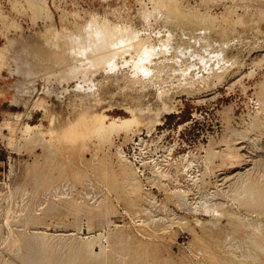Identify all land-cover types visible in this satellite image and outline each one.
<instances>
[{"label":"rangeland","instance_id":"374dc122","mask_svg":"<svg viewBox=\"0 0 264 264\" xmlns=\"http://www.w3.org/2000/svg\"><path fill=\"white\" fill-rule=\"evenodd\" d=\"M141 1L144 19L135 14L137 0H46L52 18L45 19L26 0H0V264H25L31 252H39L46 264H264V0H178L185 13L214 18L219 31L191 30L177 22L179 27L176 19L163 27L158 9ZM104 8L111 21L120 25L124 22L115 14L118 11L111 9L129 12L130 17L135 14L129 22L133 20L135 37H141L148 52L136 57L132 47L118 44L121 48L110 41L105 46L97 36V18H92L100 17ZM64 21H83L85 36L76 31L65 34L61 31ZM61 34L71 35L65 41ZM101 44L117 46L119 58L116 55L110 64L97 61L101 58L95 50H103ZM68 46L73 50L68 51ZM41 49L51 56L41 54ZM71 51L78 53L74 59ZM180 51L186 56L182 58ZM79 53L78 60L84 64L77 61ZM121 56L132 57V62L137 58V64L146 62V67L157 58L166 59L173 74L153 83L151 72L140 70L142 83H131L134 73L125 78L123 74L133 63H121ZM92 64L99 66L97 71ZM166 92L175 96L169 113L162 110ZM95 98L102 100L96 108L107 122L128 118L131 112L126 106L135 108L138 122L101 137L89 133L87 123H82L77 135H69L73 129L67 127L77 121L83 102ZM121 151L131 162L121 159ZM153 154L161 155L158 162L167 171L164 175L153 166ZM182 154L186 160L180 159ZM138 156L145 157L143 163ZM180 161L197 172L194 186ZM122 168L128 177L136 178L131 185ZM204 203L215 210L206 212ZM36 229L50 232L43 239L49 248L40 250L26 240ZM91 235L96 237L95 253L80 255L74 243L85 242ZM99 246H105V253Z\"/></svg>","mask_w":264,"mask_h":264},{"label":"bare ground","instance_id":"6f19581e","mask_svg":"<svg viewBox=\"0 0 264 264\" xmlns=\"http://www.w3.org/2000/svg\"><path fill=\"white\" fill-rule=\"evenodd\" d=\"M148 1V3H151L152 4V6L154 7V8H156V9H158V12H159V14L162 16V17H160V18H158L159 20H160V23H161V26H162V24H163V27L165 26V25H167L168 23L169 24H172L171 22H172V20L174 19H176V21H174V23H177V22H180L181 24L180 25H185V27H188V28H190L191 30L193 29V30H195V28H197V29H200V28H204V29H209V31L210 30H217V31H219L218 29H217V27H216V24H215V22H214V18H211V17H202L201 16V14L200 15H194V14H191V13H185L183 10H181V8H180V6H179V1L178 0H147ZM26 2H27V5H28V7L32 10V11H34V12H36V11H39V13L41 14L40 16L42 17V18H45V19H51L52 18V15H51V12H50V10L48 9V6H47V3H46V0H26ZM137 2H138V4H139V7H137V8H135L136 9V13L135 14H137L139 17H141L142 18V16H144V13L146 12L144 9H145V7H144V9L142 8V4L144 5V2L142 3V1L141 0H137ZM150 4V5H151ZM138 6V5H137ZM105 7H106V5H105ZM118 7V6H117ZM123 9V8H122ZM113 12H116V11H118V12H116L115 14L117 15V13H118V15H119V17H120V20H122L124 23L123 24H121L120 25V23L119 24H117L118 22H116V23H114L113 21H111V19L108 17V15H109V13H106L107 11H106V8H104L103 9V12L101 13L102 15L100 16V17H96L97 16V14H95L96 16L95 17H92V18H97V19H94V20H96V22L94 23L95 24V28H97L98 30H99V34L98 33H96V32H94L95 30L98 32V30L97 29H95L94 31H93V33L91 32L92 30H91V28H90V32L92 33V34H94V33H96V35L98 36V38H99V36H100V38L99 39H102L103 41H110V44H111V42L113 43V44H115V45H118V44H120V45H123V46H129V47H132V48H134V50H135V53H133V54H135L134 56H136L137 54L138 55H140V54H144L145 52H148V50H147V48L146 49H143V45L144 44H142L143 42L142 41H140V38L138 39V36H137V38L135 37L136 35H135V33H136V31L134 30V26H132V24H131V22L133 21V20H131V22H129L130 21V19H131V17H134L135 16V14H134V16H129V12H124V11H120L119 9H116V8H113V9H111ZM116 10V11H115ZM143 10L145 11L144 13H143ZM111 11V12H112ZM157 12V11H156ZM74 13V12H73ZM76 13V12H75ZM155 13V12H154ZM91 14H92V12H91ZM108 14V15H107ZM133 15V14H132ZM136 15V16H137ZM65 16V15H64ZM68 16V15H67ZM92 16V15H91ZM94 16V15H93ZM110 16V15H109ZM137 16V17H138ZM146 16V15H145ZM156 16V15H155ZM88 17V16H87ZM89 17H90V15H89ZM111 17V16H110ZM130 17V18H129ZM158 17V16H157ZM112 18H114V17H112ZM136 18V17H135ZM141 18H139V20H142V19H144V17L141 19ZM81 19H83V18H81ZM89 19V18H88ZM146 19V18H145ZM150 19V18H149ZM90 20V19H89ZM88 20V21H89ZM93 20V19H92ZM113 20V19H112ZM154 20H155V18H154ZM86 21V20H85ZM158 21V20H157ZM142 22H143V20H142ZM156 22V21H155ZM237 22V21H236ZM86 23V22H85ZM88 23H90V22H88ZM133 23V22H132ZM145 23V22H144ZM174 23H173V25H174ZM234 23V22H233ZM92 24V23H91ZM168 24V25H169ZM85 25V24H84ZM90 25V24H89ZM182 25V26H183ZM160 26V25H159ZM170 26V25H169ZM168 26V27H169ZM172 26V25H171ZM176 26H179L178 25V23H177V25ZM167 27V26H166ZM180 27V26H179ZM137 28V27H136ZM135 28V29H136ZM170 28V27H169ZM172 28V27H171ZM174 28V27H173ZM176 28V27H175ZM187 28V29H188ZM83 29V21L81 22V23H79V22H70V23H68V21L66 22V21H64V23H63V26H62V30L61 31H63L65 34H66V32H68V33H72V32H78V34L80 35L82 32H81V30ZM86 29V28H85ZM138 29V28H137ZM181 30H185L186 28H180ZM219 29H220V27H219ZM183 30V31H184ZM224 30V29H223ZM86 31H87V29H86ZM88 31H89V29H88ZM135 31V32H134ZM225 31V30H224ZM227 31V30H226ZM79 32H81V33H79ZM137 32H139L138 30H137ZM215 32V31H214ZM61 33V32H60ZM63 33V34H64ZM67 33V34H68ZM89 33V32H88ZM192 33V32H191ZM193 33H195V32H193ZM193 33H192V35H193ZM218 33V32H217ZM220 33H222V36H223V34L225 33V32H223L222 30H220ZM84 34V35H83ZM69 35H71V34H69ZM68 35V36H69ZM74 36L73 37H75V36H77L76 34H73ZM82 35L83 36H85V33H82ZM138 35H140L139 33H138ZM191 35V34H190ZM195 35H196V33H195ZM195 35L193 36V37H195ZM225 35H227V34H225ZM225 35H224V38H226L225 37ZM56 37H57V35H55ZM61 38L60 39H65V41L68 39V38H70V36L68 37L67 36V38H65V37H63V35L61 34ZM65 36V35H64ZM87 36V35H86ZM96 36V37H97ZM198 36H200V35H198ZM197 36V37H198ZM78 37V36H77ZM88 37H89V35H88ZM95 37V36H94ZM82 38H84V37H82ZM209 38V37H208ZM222 38V37H221ZM57 39V38H56ZM63 39V40H64ZM76 39V38H75ZM75 39H74V41H75ZM85 39H87L86 37H85ZM223 39V38H222ZM58 40V39H57ZM79 40V39H78ZM91 40H93V38L91 39ZM95 40H98V39H96V38H94V41ZM101 40V41H102ZM142 40V39H141ZM144 40V39H143ZM52 41H54V40H52ZM50 42V43H52V45L50 44V46H53V43L54 42ZM58 41H61V40H58ZM64 41V42H65ZM69 41V40H68ZM67 41V42H68ZM72 41H73V39H72ZM71 41V42H72ZM84 41V40H83ZM100 41V42H101ZM65 43V44H68V43ZM76 42V41H75ZM79 42H81V39H80V41ZM85 42V41H84ZM83 42V43H84ZM89 42H90V40H89ZM89 42L87 43V45L89 44ZM92 43H93V41H91ZM97 42V41H96ZM105 42L103 43V45L105 44ZM147 42V41H146ZM59 43H62L63 44V42H59ZM72 43H74V42H72ZM72 43H71V45H72ZM82 43V44H83ZM98 43V42H97ZM107 43H108V45H110L109 44V42H106V44H105V46L107 45ZM56 44H57V41H56ZM70 44V43H69ZM91 44V43H90ZM93 44H95V43H93ZM146 44V43H145ZM48 45V44H47ZM61 45V44H60ZM78 46V48H79V45L78 44H75V46ZM80 45H81V43H80ZM96 45H98V44H96ZM102 44H101V48H102V46H103ZM115 45H113V47H114V49L112 48V47H105V46H103L104 48H103V50H101V49H97V50H95L94 52H95V56H99L100 58H101V60H97V61H99V62H101V63H103V62H107V63H109V62H111V61H114V60H116L115 58H116V55L119 53V51H118V53H116L115 54V50H116V48H118L117 46H115ZM120 45H118V46H120ZM56 46V45H55ZM54 46V47H55ZM66 47H67V45H65ZM73 47H74V45H72ZM71 46V47H72ZM84 46V45H83ZM82 46V47H83ZM94 46V45H93ZM99 46V45H98ZM53 47V48H54ZM58 47H59V45H58ZM57 47V48H58ZM62 48H64L63 47V45L61 46ZM71 47L69 48V46H68V51L71 49ZM81 47V48H82ZM91 47V46H90ZM97 47V46H96ZM116 47V48H115ZM121 48H122V46H120ZM120 47H119V50H121L120 49ZM146 47V46H145ZM77 48V49H78ZM128 48V47H127ZM59 49V48H58ZM57 49V50H58ZM61 49V48H60ZM76 49V48H75ZM84 49V48H83ZM87 49V48H86ZM149 49V48H148ZM153 49V48H152ZM64 50V49H63ZM71 50H73V48L71 49ZM88 50V49H87ZM86 50V51H87ZM93 50V49H92ZM126 50V49H125ZM129 50V49H128ZM150 50H151V48H150ZM41 51H42V53L41 54H43L44 56H46V57H50L51 56V53L50 52H48L47 50H43V49H41ZM65 51V50H64ZM78 51V50H77ZM76 51V52H77ZM80 51V50H79ZM123 51V50H122ZM130 51H133L131 48H130ZM130 51H127V52H130ZM63 52V51H62ZM71 52H73V51H71ZM76 52H73V59H74V56H75V54L74 53H76ZM82 53H83V51H81ZM126 52V51H125ZM124 52V53H125ZM127 52H126V54H127ZM184 52V51H183ZM185 52H186V50H185ZM54 53V52H53ZM56 53V52H55ZM64 54L66 53V52H63ZM90 52H88V54H89ZM123 53V54H124ZM149 53H151L150 51H149ZM149 53H147L148 55H149ZM179 53H181V51L179 52ZM57 54V53H56ZM67 54V53H66ZM69 54V53H68ZM67 54V55H68ZM70 54H72V53H70ZM69 54V55H70ZM77 55H78V53H76ZM88 54L86 53V55H87V57H88ZM94 54V53H93ZM120 54V53H119ZM122 54V55H123ZM129 54V53H128ZM142 54V55H143ZM182 54L183 53H181L180 55L182 56ZM185 54V53H184ZM183 54V56H186V55H184ZM0 55H2L1 53H0ZM58 55V54H57ZM85 55V54H84ZM125 55V54H124ZM123 55V56H124ZM132 55V54H131ZM141 55V56H142ZM146 55V54H145ZM62 56V55H61ZM71 57H72V55H70ZM68 57V58H71V57ZM91 56V55H90ZM94 56V55H93ZM93 56H91V57H93ZM94 56V57H95ZM118 56V55H117ZM123 56H121L120 58H121V63H127V64H130V63H133V65H132V67H129V69H131L130 71H128V73L126 74H123V77L125 78L126 76H128V75H130L131 76V74H133L134 73V75H132V79L130 78V76L127 78V79H131V83H136V82H141V81H143L144 79H142V76L144 75V74H141V75H139V71L140 70H143V72L144 71H146L147 73L150 71L151 72V75H150V77H152V79L151 78H148V80L149 79H151L150 81L151 82H153L154 83V81H156V83H158L159 81H162V80H164V79H166V78H168L169 76H172V72H173V70H172V72L170 71V69L171 68H169L171 65H169V63L166 61V59L164 60V59H159V58H157L156 59V62H155V64L152 66V65H147V67H146V65L144 66V64L146 63V62H144V61H141V62H144V64L142 65L141 63L138 65L137 64V62H136V60H137V58H136V60H134V62H132L133 60H132V57H128L129 59H124V57ZM133 56V55H132ZM176 56V55H175ZM183 56H182V58H183ZM53 57V56H52ZM66 57V56H65ZM77 57V61H79L80 62V59L78 60V57H81V55H80V53H79V56H76ZM85 57V56H84ZM137 57V56H136ZM140 57V56H139ZM146 57H148V56H146ZM55 58V57H54ZM68 58H67V60H68ZM96 58V57H95ZM95 58H93V59H95ZM98 58V57H97ZM118 58H119V56H118ZM142 58H143V56H142ZM145 58V57H144ZM174 58V57H173ZM176 58V57H175ZM179 58H180V56H179ZM48 59V58H47ZM60 59V58H59ZM72 59V58H71ZM72 59V60H73ZM84 59V58H83ZM88 60L90 59V57H88L87 58ZM146 59V58H145ZM177 59V58H176ZM54 60V59H53ZM62 60H64V58L62 59ZM86 60V59H85ZM96 60V59H95ZM142 60H144V59H142ZM179 60V59H178ZM58 61V60H57ZM76 61V62H77ZM82 61H84V60H81V64L83 63ZM92 61V60H91ZM117 61H119L118 59H117ZM170 61V60H169ZM173 61H174V59H173ZM176 61V60H175ZM182 61H183V59H182ZM181 61V62H182ZM238 61V60H237ZM51 62H53L52 60H51ZM58 62H60V60L58 61ZM62 62V61H61ZM65 62H66V60H65ZM86 62V61H85ZM90 62V61H89ZM93 62V61H92ZM98 62V63H99ZM129 62V63H128ZM63 63V62H62ZM66 63H68V61L66 62ZM65 63V64H66ZM71 63V62H70ZM88 63V62H87ZM87 63H85V66H88V65H86ZM94 63V62H93ZM114 63V62H113ZM120 63V62H119ZM139 63V62H138ZM170 63H172L171 61H170ZM177 63V62H176ZM56 64V63H55ZM84 64V63H83ZM89 64H91V63H89ZM95 64V63H94ZM110 64V63H109ZM108 64V65H109ZM147 64V63H146ZM60 64H57V66H59ZM70 65H72V64H70ZM74 65H75V62H74ZM96 65V64H95ZM116 65V64H115ZM120 65V64H119ZM124 65V64H123ZM175 65H177V64H175ZM237 65V64H236ZM63 66V65H62ZM66 68H68L67 67V65H64ZM64 66H63V68H64ZM78 67L80 66L79 65V63H78V65H77ZM94 65L92 64V67H93ZM102 66V65H101ZM100 66V67H101ZM107 66V65H106ZM113 66V65H112ZM121 66V65H120ZM72 67H73V65H72ZM76 67V66H75ZM75 67H73V69L75 68ZM81 67H82V65H81ZM81 67H79V68H81ZM91 67V68H92ZM97 67V69H96V71L98 70V67L99 66H96ZM96 67H93V68H96ZM111 67V66H110ZM117 67H118V65H117ZM123 67V66H122ZM128 67V66H127ZM231 67V66H230ZM82 68H85V67H82ZM89 68H90V65H89ZM175 68V67H174ZM77 69V68H76ZM87 68H85V72L87 71L86 70ZM101 69V68H100ZM111 69V68H110ZM172 69H173V67H172ZM59 71H61L60 70V68L58 69ZM65 70V69H64ZM70 70H71V68H70ZM81 70V69H80ZM92 70V69H91ZM90 70V72L92 73V71ZM103 70H104V68H103ZM106 70V69H105ZM74 71H75V69H74ZM77 71V70H76ZM95 70H93V72H94ZM95 71V72H96ZM174 71H175V69H174ZM228 71V70H227ZM66 72H67V70H66ZM65 72V73H66ZM68 72H69V70H68ZM71 72H72V70H71ZM78 72V71H77ZM82 72H83V70H82ZM145 72V73H146ZM88 71H87V73L86 74H84V75H88ZM169 73H172L171 75L169 74ZM77 74V73H76ZM83 74V73H82ZM191 74V73H190ZM225 74V73H224ZM79 75H81V74H79ZM61 76H63V75H61ZM67 76V75H66ZM70 76V75H69ZM72 76V75H71ZM75 75H73V77H74ZM139 76H141V77H139ZM72 77V78H73ZM82 78L83 77H85V76H81ZM122 77V76H121ZM123 77H122V79H123ZM71 78V79H72ZM76 78H77V76H76ZM170 78V77H169ZM67 79V78H66ZM74 79V78H73ZM87 79V78H86ZM89 79V78H88ZM87 79V80H88ZM126 79V80H127ZM146 79V78H145ZM87 80H86V82H87ZM147 80V79H146ZM167 80V79H166ZM64 81V80H63ZM67 81V80H66ZM69 81V80H68ZM81 81V80H80ZM84 82H85V80H83ZM158 81V82H157ZM88 82H89V80H88ZM147 82V81H146ZM162 82H164V81H162ZM213 82H214V80H213ZM215 82H216V80H215ZM142 83V82H141ZM147 83H149V81L147 82ZM152 83V84H153ZM159 83H161V82H159ZM199 83V82H198ZM78 84V83H77ZM83 84V83H82ZM140 84V83H139ZM144 84V83H143ZM80 85V84H79ZM146 85V84H145ZM78 87V86H77ZM83 88V87H82ZM80 89H81V87H80ZM196 89V88H195ZM184 90H185V88H184ZM170 91V90H169ZM183 91V90H182ZM191 91V90H190ZM97 93V92H96ZM183 93V92H182ZM83 95V94H82ZM91 95V94H90ZM162 95V94H161ZM174 97L175 96H173L172 94H170V93H168V92H166V94H164V95H162V98H161V101H162V103L164 104V107H163V109L162 110H167L166 111V113H169V112H171L172 111V109L174 108ZM84 98V97H83ZM87 98H88V96L86 97V100H87ZM78 101V100H77ZM92 102L91 103H86V104H84V102H83V105L80 107V109H81V113H78L79 114V116L77 117V121L76 122H73L72 121V124H70L68 127H67V125H66V127L67 128H69V129H73L70 133H69V135H77L78 134V131H77V127L79 126V125H81L82 123H87L86 125V129L88 130H90L89 131V133L90 132H93V133H95V134H98V135H100V137L102 136V134H105V133H108V132H110V131H112V130H114V129H124V130H127L133 123H135V122H138V117L136 116V114H135V112H134V110H135V108H132V107H129V106H126V109L127 110H129L130 112H131V115L128 117V118H124V119H117V118H112V119H110L109 120V122H107L106 121V115L104 114V113H102V112H100L99 110H97V105L98 106H100L99 104H100V102H102V100L100 101L99 99H93V100H91ZM79 102V101H78ZM77 102V103H78ZM82 102V101H81ZM88 102V101H87ZM78 104H80V103H78ZM160 107V106H159ZM143 111V110H142ZM159 111V110H158ZM87 113H89V114H87ZM151 119L153 120V121H155L156 123H159L158 122V120H157V118H155L154 116H152L151 117ZM160 121V120H159ZM161 122V121H160ZM65 127V128H66ZM67 128L65 129V131L63 130V133L65 134L66 133V130H67ZM81 134V133H80ZM107 135V134H106ZM94 136V135H93ZM95 137H96V135H95ZM29 138V137H28ZM103 138V137H102ZM83 139V138H82ZM101 138H99V140H100ZM106 140V139H105ZM142 141H144L143 139H141ZM101 141V140H100ZM138 144H140V143H138ZM170 147V146H169ZM170 148H172V147H170ZM170 148H169V150H170ZM144 150V149H143ZM146 152V151H145ZM145 152H143V153H145ZM140 153V152H139ZM119 155H120V157H121V159L122 160H125V161H127V162H131V160H129L128 159V157L124 154V152H119ZM141 155V154H140ZM144 155V154H143ZM142 155V156H143ZM150 155V154H149ZM152 155V154H151ZM154 156L153 157H151V160L152 159H154V160H152V161H154V167L156 168V170H157V172H158V174H160V175H164L165 174V172H167L166 170H164L163 169V165H159V160L161 159V155H155V154H153ZM162 155H163V153H162ZM185 155L186 154H182V155H180V159L182 160V159H184L185 158ZM136 156H137V154H136ZM147 156V155H146ZM187 156V155H186ZM134 157H135V155H134ZM139 157V156H138ZM149 157V156H148ZM144 159H145V157H143ZM143 158H140L139 157V160L140 161H142L141 163H143ZM147 160V159H146ZM162 160V159H161ZM163 160H164V158H163ZM184 160H186V159H184ZM166 161V160H165ZM145 162V161H144ZM181 162V161H180ZM153 163V162H152ZM161 163V162H160ZM165 163V162H164ZM168 163V162H167ZM187 163V162H186ZM145 164V163H144ZM144 164H142V165H144ZM180 164H182V167H183V169H184V172H185V177L187 178V180H189V181H191L190 183H192V185L194 186V183H195V179H196V177L198 178V176H196V173L194 172V170L193 171H190L191 169H189L188 168V166H189V164H185V163H183V162H181ZM162 167V168H161ZM167 167V166H166ZM174 168H176V167H174ZM129 170V169H128ZM152 171L153 170H155V169H151ZM155 170V171H156ZM130 171V170H129ZM171 171V170H170ZM180 171H182V170H180ZM196 171V170H195ZM122 172H123V174H124V176H125V179L127 180V184H130L131 185V183H130V181H132V179H136V178H130V177H128L127 176V172H126V169H124V168H122ZM133 173H136V171L135 172H133ZM169 173V172H168ZM181 173V172H180ZM174 174V173H173ZM199 174V173H198ZM131 175V174H130ZM167 175H169V174H167ZM135 176H136V174H135ZM158 176V175H157ZM174 177L173 178H175V175H173ZM176 176H177V173H176ZM182 177V176H181ZM184 177V176H183ZM161 178H163V177H161ZM185 178V179H186ZM164 180V179H163ZM177 180V179H176ZM175 180V181H176ZM174 181V180H173ZM178 181V180H177ZM135 182V181H134ZM187 182V181H186ZM136 183H137V181H136ZM164 183H166V182H164ZM180 183V182H179ZM184 183V182H183ZM189 183V182H188ZM248 183V182H247ZM135 185V184H134ZM134 185H133V187H134ZM248 185H250V183L248 184ZM248 185H246V187L248 186ZM136 187V186H135ZM175 187V186H174ZM186 187H187V185H186ZM191 187V186H190ZM250 187H251V185H250ZM259 187V186H258ZM257 186H256V188H258ZM126 188V187H125ZM137 188V187H136ZM183 188V187H182ZM188 188V187H187ZM248 188H249V186H248ZM252 188V187H251ZM255 187H253V191L254 190H257L256 188L254 189ZM127 189V188H126ZM138 189V188H137ZM174 189V188H173ZM178 189V188H177ZM189 189V188H188ZM245 189V188H244ZM250 189V188H249ZM259 189V188H258ZM176 190V189H175ZM175 190H173L174 192H175ZM180 190H182L183 192H186L187 190L185 189V191L183 190V189H181L180 188ZM241 190V189H240ZM247 190V189H246ZM260 191H262L261 190V188L259 189ZM259 190H258V192H259ZM130 191V190H129ZM171 191V190H170ZM248 191V190H247ZM246 191V192H247ZM253 191H252V193H253ZM131 192V191H130ZM249 192H251V189L249 190ZM257 192V193H258ZM88 193V192H87ZM90 193V192H89ZM88 193V194H89ZM132 193V192H131ZM91 194V193H90ZM254 194L255 193H253L252 195L254 196ZM259 195L260 194H262V193H258ZM87 195V194H86ZM247 194H245V196H246ZM251 195V196H252ZM258 195V196H259ZM262 195H264V194H262ZM92 196V195H91ZM147 196V195H146ZM146 196L144 197L145 199H146ZM249 196H250V194H249ZM247 197V196H246ZM255 197V196H254ZM253 198V197H252ZM256 199L258 198V197H255ZM260 198V197H259ZM258 198V199H259ZM148 199V198H147ZM146 199V200H147ZM242 199V198H241ZM250 199V198H249ZM249 199H248V201H249ZM257 199V200H258ZM261 199V198H260ZM260 199H259V201H260ZM257 200H253L254 201V203L255 204H258V202L259 201H257ZM255 201H257V203L255 202ZM149 203V202H148ZM240 203H242V201L240 202ZM249 204V203H248ZM250 204H251V202H250ZM253 204V203H252ZM262 204H264V203H262ZM247 205V204H246ZM248 206H250V205H248ZM253 206H255L254 204H253ZM258 206V205H257ZM256 206V207H257ZM261 206V205H260ZM202 207L204 208L203 210H207L206 212H208L209 210H215V206H214V208L211 206V204L210 205H208L207 203H204L203 205H202ZM20 208V207H19ZM145 208H147V207H145ZM229 208V210H230V207H228ZM10 209V208H9ZM23 209V208H22ZM27 209V208H26ZM25 210V209H24ZM28 210H29V208H28ZM147 210H149V209H147ZM232 210V212L233 213H235L236 212V210H235V212L233 211L234 209H231ZM238 210V209H237ZM7 211V210H6ZM26 211V210H25ZM24 211V212H25ZM30 211V210H29ZM217 211H218V208H217ZM239 211V210H238ZM237 211V212H238ZM148 212V211H147ZM210 212V211H209ZM229 212V211H228ZM9 213V212H8ZM7 213V214H8ZM16 213V212H15ZM18 213V212H17ZM16 213V214H17ZM30 213V215H31V212H29ZM33 213H34V211H33ZM213 213V212H212ZM231 213V212H230ZM20 214V213H19ZM18 214V215H19ZM24 214V213H23ZM26 214H28V213H26ZM35 214V213H34ZM229 214V213H228ZM238 214V213H237ZM241 213H239L238 215H240ZM29 215V214H28ZM36 215V214H35ZM34 215V216H35ZM236 215V214H235ZM247 215V214H246ZM245 215V216H246ZM9 216V215H8ZM7 216V217H8ZM248 216V215H247ZM246 216V217H247ZM23 218H24V216H22ZM26 217V216H25ZM29 216H27V218H28ZM232 217V216H231ZM244 217V216H243ZM245 217V218H246ZM31 219V218H30ZM29 219V220H30ZM234 219V218H233ZM7 221V219L5 218L4 219V221ZM32 220V219H31ZM247 220V219H246ZM6 221L4 222L5 223V225H6ZM25 221V220H24ZM3 223V222H2ZM27 223V222H26ZM236 223V222H235ZM25 224V223H24ZM248 224V223H247ZM246 224V225H247ZM249 224H250V222H249ZM256 224V223H255ZM253 225V224H252ZM252 225H250L251 227H252ZM260 225H258V227H259ZM7 227V226H6ZM26 227H28V226H26ZM25 227V228H26ZM206 227V226H205ZM208 227V226H207ZM9 228H10V226H9ZM209 228V227H208ZM234 228V227H233ZM236 228V227H235ZM248 228V227H247ZM260 228V227H259ZM241 230L243 229V228H240ZM239 229V230H240ZM256 229H258L257 228V226H256ZM7 230H9V229H7ZM33 230V229H32ZM210 230V229H209ZM245 230H246V228H245ZM24 231H25V229H24ZM248 231V230H247ZM256 232H258V230H255ZM260 231V230H259ZM1 232V231H0ZM13 232V231H12ZM48 232V231H47ZM47 232L46 231H43V230H38V229H36V230H34L33 231V233L32 234H30V236L29 237H26V240H28V241H30V240H32L34 243H35V245L37 244V246H38V248H40V250H44V249H46L47 247L49 248V245L48 244H46L45 242H44V240L43 239H45V237H46V239H48L47 238V236L46 235H48L49 236V233L50 232H48V234H47ZM52 233V232H51ZM262 233H264V232H262ZM9 234V233H8ZM16 234V233H15ZM28 234V233H27ZM55 234V233H54ZM70 234V233H69ZM73 234V233H72ZM25 235H26V233H25ZM29 235V234H28ZM52 235V234H51ZM229 235V234H228ZM251 235V234H250ZM250 235H248V236H250ZM2 236V235H1ZM92 236V235H91ZM259 236V234L257 235V237ZM262 236H264V234H262ZM4 237H6V236H4ZM9 237V236H8ZM53 237V236H52ZM51 237V238H52ZM55 237V236H54ZM54 237L52 238V240H54ZM76 237V236H75ZM85 237H87V236H85ZM1 238V237H0ZM11 238V237H10ZM50 237H49V239H51ZM82 238H84V237H82ZM90 238V237H89ZM96 238V237H95ZM95 238H94V236H92L90 239H88V240H86L85 242H79V243H74L75 242V239L73 240L74 242V245H73V247L75 246V248H76V251L77 250H79L78 252L80 253V255H85V257L87 256H91V255H93L94 253H93V249L94 248H92L93 247V244H95ZM101 238V237H100ZM262 238V237H261ZM3 239H5V238H3ZM12 239H13V237H12ZM78 239V238H77ZM104 239V238H103ZM106 239V238H105ZM255 239V238H254ZM2 240V239H1ZM11 240V239H10ZM83 240H85V239H83ZM249 240V239H248ZM14 239H13V242H11V243H13V245L16 243V241H15V243H14ZM48 241H51V240H48ZM48 241H46L47 243H48ZM69 241V240H68ZM82 241V240H81ZM101 241V240H100ZM3 242V241H2ZM19 242H21V241H19ZM54 242V241H53ZM33 243V244H34ZM50 243H52V242H50ZM67 243V242H66ZM71 243H72V241H71ZM72 243V244H73ZM253 243H254V241H253ZM26 244V243H25ZM31 245V246H34V248H36L37 246H35V245ZM58 244V243H57ZM63 244V243H62ZM258 244V243H257ZM10 245V244H9ZM20 245V244H19ZM29 245V244H28ZM28 245L26 244V246L28 247ZM228 245H230V244H228ZM12 246V245H11ZM25 246V245H24ZM23 246V247H24ZM31 246H29V247H31ZM53 246V245H52ZM64 246V245H63ZM68 246V245H67ZM72 246V245H71ZM70 246V248H72ZM230 246H232V245H230ZM250 246H252V245H250ZM258 246H260V245H258ZM4 247V246H3ZM8 247V246H7ZM20 247V246H19ZM105 247V246H104ZM104 247H100L99 246V248L101 249V251H103L104 252V250L106 251V249L104 248ZM262 246H260L259 247V249L261 248ZM53 248V247H52ZM51 248V249H52ZM68 248H69V246H68ZM229 248V247H228ZM231 248V247H230ZM249 248V247H248ZM5 249H7V248H5ZM18 249H20V248H18ZM28 249V248H27ZM37 249V248H36ZM36 249H34L33 251H35ZM50 249V251H52ZM74 249V248H73ZM13 250V249H12ZM23 250V249H22ZM248 250V249H247ZM253 250V249H252ZM8 250H6V252H7ZM17 251V250H16ZM26 251H28V250H26ZM36 251H38V250H36ZM47 251V250H46ZM49 251V252H50ZM73 252H74V250H72ZM254 251V250H253ZM261 251H262V249H261ZM3 252V251H2ZM29 252V251H28ZM41 252V251H40ZM48 252V251H47ZM231 252V251H230ZM242 252H244V251H242ZM258 252V251H257ZM16 253V252H15ZM32 254L31 255H33V253L34 252H31ZM39 253V252H38ZM37 253V255H39ZM41 253H43V251L41 252ZM44 253H45V251H44ZM79 253H75V254H79ZM105 253V252H104ZM239 253V252H238ZM240 253H241V251H240ZM246 253V252H245ZM245 253H244V256H245ZM253 253V252H252ZM259 253V252H258ZM1 254V253H0ZM11 254H13V251L11 252ZM20 254V253H19ZM25 254V253H24ZM23 254V255H24ZM30 254V253H29ZM26 255V257L24 258V263L25 264H40L37 260H39V261H41L42 260V263H44L43 262V258L44 257H40V255H39V259H37V260H35L36 259V257L38 258V256L36 255V253H34L35 255H33V256H31V255ZM230 254V253H229ZM231 254H232V252H231ZM230 254V255H231ZM234 254V253H233ZM247 254V253H246ZM250 254H251V252H250ZM261 254H264V253H261ZM3 255V254H2ZM21 255V254H20ZM43 256H44V254H42ZM237 255V254H236ZM235 255V256H236ZM4 256V255H3ZM22 256V255H21ZM36 256V257H35ZM78 256V255H77ZM234 256V255H233ZM233 256H232V258H233ZM238 256V255H237ZM242 256V255H241ZM243 256V257H244ZM252 256V255H251ZM251 256H249V257H251ZM256 256V255H255ZM32 257V258H31ZM48 257V256H47ZM243 257H241V258H243ZM246 257V256H245ZM248 257V256H247ZM254 257V256H253ZM253 257H251V258H253ZM35 258V259H34ZM250 258V259H251ZM2 260H3V258H1ZM34 259V260H33ZM47 258L45 257V260H46ZM75 259V258H74ZM73 259V260H74ZM234 260H235V258H233ZM240 259V258H239ZM246 259V258H245ZM257 259V258H256ZM4 260H5V258H4ZM10 260V259H9ZM238 260V259H237ZM236 260V261H237ZM248 260V259H247ZM246 260V261H247ZM254 260V259H253ZM253 260L251 259V260H249V261H252L253 262ZM6 261V260H5ZM17 261V260H16ZM53 261V260H52ZM51 261V262H52ZM76 261V260H75ZM245 261V262H246ZM4 262V261H3ZM50 262V261H49ZM261 262V261H260ZM7 262H5V264H6ZM54 263V262H53ZM52 263V264H53ZM75 262L73 261V264H74ZM243 263V262H242ZM255 263V262H254ZM253 263V264H254ZM262 263H264V262H262ZM1 264H2V262H1ZM11 264H12V261H11ZM13 264H16V262L15 263H13ZM44 264H46V263H44ZM48 264V263H47ZM49 264H51V263H49ZM55 264V263H54ZM70 264H71V262H70ZM247 264V263H246ZM257 264V263H256Z\"/></svg>","mask_w":264,"mask_h":264}]
</instances>
